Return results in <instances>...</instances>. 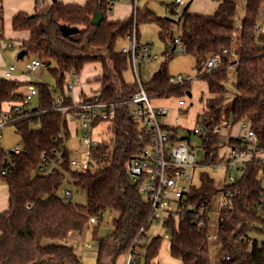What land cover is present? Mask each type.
Listing matches in <instances>:
<instances>
[{
  "label": "trees",
  "instance_id": "16d2710c",
  "mask_svg": "<svg viewBox=\"0 0 264 264\" xmlns=\"http://www.w3.org/2000/svg\"><path fill=\"white\" fill-rule=\"evenodd\" d=\"M213 14H195L185 9L180 20L159 17L151 10L134 7L132 14L122 20H111L104 0H88L85 4L57 1L42 11L29 14L20 11L12 18L15 32L26 31L29 37L20 42L25 57L45 63L54 84L20 81L0 76V107L10 106L13 125L23 142L19 154L11 153L8 172L3 173L6 154L0 150V179L8 186V208L0 213V264H83L74 246L59 243L73 232L82 233L92 217L107 211L116 213L113 231L105 238L98 237L100 222L94 226L98 242L96 264H117V259L135 248L137 260L146 264L159 256L162 237H147L154 221L150 207L133 183L126 164L139 153V124L131 115V97L141 90L151 98H181L191 90V82L171 84L168 64L177 53L173 37L174 25L181 23L178 38L186 54L195 58L198 79L208 84L210 96L197 118L204 126L200 135L205 151L203 166L220 164L221 136L214 127L225 114L226 82L231 65L232 48L240 43L236 62V95L228 117L232 125L246 122L255 134L250 143L232 137L229 146L244 150L252 156L242 167L238 183L223 186L224 203L219 210L217 240L221 264H264V240L251 234L264 235V0H245V15L237 22L240 0H214ZM0 0V42L5 39V18ZM171 12L178 13L174 3ZM104 18L92 25L96 10ZM155 24L158 37L172 49L166 48L165 60L151 80L128 83L124 74L133 55L126 54L118 43L136 33L139 26ZM81 26L77 33L65 36L62 27ZM168 47V45H166ZM219 55L221 64L210 72L203 70L208 59ZM24 57V58H25ZM23 58V59H24ZM97 63L101 75L97 78L102 102L113 104L116 117L109 123L113 133L110 142L101 140L91 148L89 166L84 171L72 170V151L67 146L70 137L65 115L55 109L54 88L65 97V79L70 72L81 75L85 66ZM54 64V66H52ZM2 72H0L1 74ZM89 81L86 85H90ZM28 84L37 90L38 106L27 109L26 94L19 92ZM79 99L90 101L88 94ZM22 105L19 107L13 104ZM66 103H71L70 99ZM101 121L97 123L100 124ZM45 158L48 163H45ZM100 158L99 162H94ZM57 165L50 174L40 168ZM231 173L228 171V174ZM69 177L78 191L87 194L86 204L80 205L62 198L59 192ZM229 181V180H228ZM215 192V179L208 173L200 174V185L192 187L178 206L177 215L164 220L170 233V254L182 264H212L208 246L209 217L207 210ZM144 253V256L142 255Z\"/></svg>",
  "mask_w": 264,
  "mask_h": 264
},
{
  "label": "rangeland",
  "instance_id": "374dc122",
  "mask_svg": "<svg viewBox=\"0 0 264 264\" xmlns=\"http://www.w3.org/2000/svg\"><path fill=\"white\" fill-rule=\"evenodd\" d=\"M174 0H138L136 7H139L140 11H145L146 9L151 10L159 17H168L176 22L180 20L181 15L189 7V12L195 14H203L207 12L215 11L217 8V2L214 0H182L178 8V13L171 12V5L174 3ZM43 4V2H42ZM129 6H134L133 3H121L116 6L111 16L117 19H125L127 14H129ZM135 7V6H134ZM133 7V9H134ZM245 15V0H240L238 4V14L237 22L240 26L241 20ZM5 35L9 37L6 39L7 45L12 46V48L4 49L1 47L0 50V70H6L12 64H15L20 70H25L27 62L32 59L25 57L22 60L17 59L18 53L21 51V48L16 44L18 41H22L23 35H18L7 22V17H5ZM115 19V20H117ZM173 37H178L181 30V23L174 25ZM65 28L69 29L72 33H77L82 27L81 26H69L64 25ZM26 32V31H22ZM159 28L155 24H143L139 26V38L140 43L143 45L148 44L151 47L150 59H146L142 54L137 55V62L135 68L132 66V63H129L128 70L124 74V78L128 83H134L136 80L135 70L139 71L142 74L144 82L151 80L154 73L159 69L161 63L165 60L164 52L166 48L172 49L173 44L171 40L168 39L167 43L161 41L158 37ZM168 45V47H166ZM118 47L121 48H130V42L128 40H122L118 43ZM240 49V43L236 40L232 48V59L231 65L228 70V80L226 82V104H225V114L223 120L228 116L232 108V103L236 95V83H237V71H236V62L238 59V53ZM54 66V64L52 65ZM168 72L173 76L183 75L185 77L190 76L191 81V90L183 97L187 100V103L190 105V108L187 109L186 113L178 114L176 111V103L179 99L177 96L172 98L169 101L170 113L167 116V122L171 125H175V120L178 118L179 122L177 123L178 136L180 138H190L192 145L195 149L196 160L199 162L200 166L197 169L195 175L196 186L200 185V174L202 172H208L215 179V192L212 195V201L207 210L209 217V239L208 246L210 251L211 263L212 264H221V251L220 245L216 238L217 229L219 224V210L222 204L224 203V194L222 192L223 186L227 182L230 184V181L226 180L223 177L222 168L227 163L226 160L221 159L220 164L217 167H207L203 166L202 163L205 157V151L203 149L202 138L199 135L193 134L191 131L198 126L197 118L201 115L206 106V99L210 96L208 91V84L203 79H198V70L196 68L195 58L186 53L177 52L173 59L168 64ZM16 74H22L21 72H16ZM101 74V66L97 63H89L85 66L83 75L89 77L91 80L90 84L96 88L98 91L99 84L97 78ZM28 78V81L34 82H44L50 85H53L54 79L50 75L48 69H38L32 73V75H25ZM19 92L29 95V85L25 84L20 87ZM158 99H152V104L157 107ZM21 106L22 103L16 104ZM163 105V104H161ZM38 106V100L35 97H32L26 106L27 109H33ZM10 106H5L4 109H10ZM177 113V114H176ZM228 121L231 120L227 117ZM68 128L70 130V137L67 141V146L72 151L73 158H81V154L86 150L85 146L82 144V124L78 119H72L68 117L67 119ZM108 122H103L100 125L94 128L92 140L94 143L105 140L110 142L113 138V133L108 132ZM244 135V128L238 130V127L235 125L232 129V132L229 129V132L221 135L222 143L224 145L229 144L230 138L236 136ZM239 135V136H238ZM222 144V145H223ZM23 147L22 138L19 133L15 130L13 125H7L2 130V138L0 139V148L5 152H11L15 147ZM240 166L236 165L235 167H230V172L233 175L238 176ZM263 185H264V176H263ZM66 189H72V185L64 184L59 192V195L64 198V192ZM77 189V188H76ZM8 186L6 183L0 179V202L7 199ZM87 194L85 191H79L76 194V203L80 205L86 204ZM3 202L1 204H3ZM0 204V206H1ZM9 205V204H8ZM8 208V207H7ZM116 213L107 211L103 215L101 225L98 229V237L105 238L111 234L113 231V219L116 217ZM94 224L88 223L83 229L82 233L73 232L69 235L66 240L58 241L59 243H65L71 246H74L78 256L82 259L83 264H96L97 255H98V242L94 239ZM254 239L259 241L264 240V235L251 234ZM155 236H161L162 246L159 252V256L154 261L157 264H182L180 259L173 258L170 254V233L164 227V219L153 222L151 228L147 231V237L153 238ZM131 254V251L121 255L117 259V264H127L128 257ZM144 256V253L142 252ZM140 264H146L145 259L142 258Z\"/></svg>",
  "mask_w": 264,
  "mask_h": 264
},
{
  "label": "built area",
  "instance_id": "2783aa9c",
  "mask_svg": "<svg viewBox=\"0 0 264 264\" xmlns=\"http://www.w3.org/2000/svg\"><path fill=\"white\" fill-rule=\"evenodd\" d=\"M138 0H104L107 7V15L111 17L115 7L121 3H133L136 6ZM174 4L179 7L182 0H174ZM130 42V48H122L121 51L126 54L133 55V67L137 62V55L140 53L146 59H150L149 45H143L139 42L135 32L128 35L126 38ZM3 41V40H2ZM1 41V42H2ZM176 51L186 53V49L181 40L176 37L174 40ZM4 49L12 48V46L4 45ZM222 62L219 55L208 59L203 70L210 72L218 67ZM45 63L32 59L26 64L25 70H20L15 64H12L4 70L0 76L8 79H14L16 72H21L23 75H32L38 69H44ZM137 80H141V74L135 70ZM191 82L190 76L183 75L173 76L170 78V83L184 84ZM65 97L60 96L58 92L51 88V93L55 97V109L61 111L66 120L68 117L78 119L83 128L82 144L86 150L81 154V158H71L70 167L72 170L84 171L92 161L91 148L99 142L94 143L92 140L94 128L103 122L111 123L116 117V110L113 104L102 102L99 94L91 96L90 101L74 97V92L77 88H83L84 82L80 74L70 72L65 79ZM29 95L26 96L25 103H28L32 97L37 95V90L34 86L29 87ZM71 103H66L69 100ZM168 99V98H156ZM152 99L144 92L139 91L131 97V115L139 124V153L133 157L127 164L126 169L134 184L139 188V192L147 201L150 207V218L152 221L166 220L169 216L177 215L180 201L186 197L192 187L196 186L195 175L199 162L196 160V152L190 138H180L178 136L177 123L176 126L169 124L166 120L170 113V106L158 105L155 107L152 104ZM16 105V104H13ZM190 105L187 100L179 98L176 103L178 114L186 113ZM13 121L8 109L0 107V139L2 138V130L5 126ZM101 121L100 124L97 123ZM231 123L225 119L220 124L214 127V134L222 135L230 128ZM241 127L246 129V134L242 138L250 143L255 142V134L244 121L241 122ZM205 131L204 126H196L191 132L195 135H201ZM101 142V141H100ZM203 142V141H202ZM23 148V147H22ZM19 146L15 147L11 152H5L3 156L2 169L3 173H7L10 167L9 154H19L22 151ZM71 150V149H70ZM252 154L247 151L234 149L230 147L227 156L226 171L224 178L231 183H238L239 176L242 172V167L245 162L251 158ZM98 158L94 162H99ZM45 163H48L45 158ZM240 166L239 175L235 176L229 173L230 167ZM57 165L53 163L50 167L47 165L40 168L43 174H50ZM67 184L72 185V189H66L64 198L75 202L76 194L79 192L73 185L71 179L67 177ZM197 187V186H196ZM103 216V215H102ZM102 216L92 217L90 224H98ZM137 260L135 248L132 249L128 257L127 264H134Z\"/></svg>",
  "mask_w": 264,
  "mask_h": 264
},
{
  "label": "crops",
  "instance_id": "0c3cea01",
  "mask_svg": "<svg viewBox=\"0 0 264 264\" xmlns=\"http://www.w3.org/2000/svg\"><path fill=\"white\" fill-rule=\"evenodd\" d=\"M57 1H62V2H65V3L85 4L88 0H3V3H2L3 14H4L5 17H7V22L11 25L12 24V18L18 12L24 11V12H27L29 14H33L35 12L42 11V10L46 9L49 5H51L52 3L57 2ZM42 2H43V4H42ZM133 7L132 6H129V8H130L129 9V14H127L126 17H129L132 14ZM214 12L215 11L207 12V13L205 12L203 14L210 15V14H213ZM110 19L111 20H115L117 18H113L111 16ZM117 20H122V19H117ZM15 33L18 34V35H23L22 40H25V39H27L29 37V33L28 32H15ZM8 38L9 37H6V35H5V39L2 42H0V50H1V47H3L4 45H7L8 44V43H6V39H8ZM139 42H140V38H139ZM16 44L19 46L20 45V41L16 42ZM145 45H148V44H145ZM150 53H151V47H150ZM3 71L0 70V72H3ZM83 72H84V70H83ZM83 72L81 73L80 76H81L82 81L84 82V85H83V88H77L75 90V92H74V97L75 98H78L81 93H86V94H88V97H91V96L94 95V92L92 93L91 90L92 89L93 90L96 89L94 86H92V84L86 85L91 79L89 77L83 75ZM100 75H99V77H100ZM141 77H142V74H141ZM15 79L20 80V81H28L29 80L23 74H15ZM171 99L172 98H168V99H158L157 101L159 103L157 105L163 104V105H166V106H170L168 103H169V101ZM166 120H167V118H166ZM225 120L228 121L226 118H225ZM175 122H176V120H175ZM228 122L230 123V121H228ZM234 126L235 125H232V124L230 125V128L229 129H230L231 132H232V129H233ZM236 126L238 127V130H241L243 128V127H241V122L238 123V124H236ZM229 129L226 131V133L229 132ZM245 134H246V129L244 128V135L243 136H245ZM243 136H239V137H243ZM234 137H237V135L234 136ZM229 151H230V146L229 145H224L223 144L221 146V148H220V158L226 160L225 162H227V156H228ZM225 166L226 165H224V167L222 168V170H223V177H224L225 171H226V167ZM2 202L3 201H1L0 204ZM7 207H8V194H7V199H5L4 202H3V204H1V206H0V213L3 212V211H5L7 209Z\"/></svg>",
  "mask_w": 264,
  "mask_h": 264
},
{
  "label": "water",
  "instance_id": "95a60500",
  "mask_svg": "<svg viewBox=\"0 0 264 264\" xmlns=\"http://www.w3.org/2000/svg\"><path fill=\"white\" fill-rule=\"evenodd\" d=\"M103 18H104L103 12L100 9H97L95 14L93 15V18H92V25L98 26L102 22ZM62 30H63L65 36H69L72 34V32L65 27H62ZM25 55H26V51L21 50L17 55V59L22 60L25 57Z\"/></svg>",
  "mask_w": 264,
  "mask_h": 264
}]
</instances>
